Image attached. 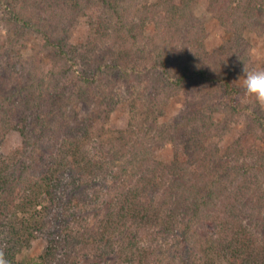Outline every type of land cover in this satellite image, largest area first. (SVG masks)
Returning a JSON list of instances; mask_svg holds the SVG:
<instances>
[{
  "label": "trees",
  "instance_id": "trees-1",
  "mask_svg": "<svg viewBox=\"0 0 264 264\" xmlns=\"http://www.w3.org/2000/svg\"><path fill=\"white\" fill-rule=\"evenodd\" d=\"M128 1L0 0L14 38L0 42V264H264V111L240 83L264 0L208 1L230 35L213 53L188 17L197 0ZM79 15L88 36L74 43ZM118 109L130 127L96 137ZM237 119L249 132L221 150L213 139Z\"/></svg>",
  "mask_w": 264,
  "mask_h": 264
},
{
  "label": "rangeland",
  "instance_id": "rangeland-1",
  "mask_svg": "<svg viewBox=\"0 0 264 264\" xmlns=\"http://www.w3.org/2000/svg\"><path fill=\"white\" fill-rule=\"evenodd\" d=\"M159 1L161 0H129L128 5L132 3L134 6H136L137 3H141V6H150L158 3ZM164 1L165 0H162L161 2ZM208 1L209 0H197V2L190 7V10L192 11L188 17H194L196 20H199L202 23V26L206 32V50L210 53H213L229 40L230 35L220 27L219 23L209 12ZM92 4H98L97 0H93ZM137 8L138 7H136V9ZM178 21L181 20L178 19ZM260 24L262 27H249V30L246 32V38L248 40V52L251 56L252 63L256 65V68L252 72H249L248 74L241 77L240 83L242 87H244L242 102L249 105L250 107L253 104H257L261 110L264 111V25L262 22ZM88 26L87 17L85 15H79V17L75 19L72 27V42L75 43L76 41L87 37ZM6 30L7 27L0 23V42L6 41L9 37H11L10 35L7 36ZM154 31L155 26L152 22L148 23L147 27L144 29L145 34H153ZM15 39H17V37H15ZM19 40L23 42V44L27 45L20 49L22 56H29L32 52L30 50L32 46L31 42L36 40V38L33 34H27L24 35L23 38H19ZM8 42H14V38L8 40ZM182 104V97L172 100L171 103L165 107L164 116L158 117V119L161 120L160 123L170 120L182 107ZM221 117L222 116H220V118ZM216 118L219 119V116ZM130 121L131 119H129L128 112L124 109H118L111 115L107 122L99 124L96 137L100 136L101 134L103 135L101 138H103L107 135H111L112 132L128 129L130 127ZM225 121L227 123V118ZM244 133L245 129L240 120H228V124H225V126L221 129L220 137L214 138L213 142L218 143L221 150H224L227 148V146L242 138L246 134ZM254 140L256 148L264 152V138L259 140L256 137ZM19 145L20 135L18 132L13 130L9 132L3 141L1 145V151L4 154H8L12 149ZM171 155L172 152L170 145L157 152V158L162 162H169L171 160ZM261 179H264V176H262ZM42 247L43 243L41 241H35L29 250L23 251L22 257H37L40 254Z\"/></svg>",
  "mask_w": 264,
  "mask_h": 264
}]
</instances>
